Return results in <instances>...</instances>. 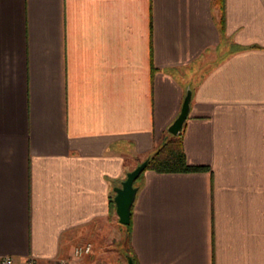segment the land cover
Returning <instances> with one entry per match:
<instances>
[{
    "label": "crops",
    "instance_id": "1",
    "mask_svg": "<svg viewBox=\"0 0 264 264\" xmlns=\"http://www.w3.org/2000/svg\"><path fill=\"white\" fill-rule=\"evenodd\" d=\"M188 88L184 150L207 168L144 170L127 249L264 264V0H0V255L49 264L89 243L75 264H107L114 187Z\"/></svg>",
    "mask_w": 264,
    "mask_h": 264
},
{
    "label": "trees",
    "instance_id": "2",
    "mask_svg": "<svg viewBox=\"0 0 264 264\" xmlns=\"http://www.w3.org/2000/svg\"><path fill=\"white\" fill-rule=\"evenodd\" d=\"M148 160L147 166L145 169H153L158 172H192V171H199L206 169L207 166L204 165H194L188 162L184 145H183V138L182 132L175 135L172 134L170 131L166 133L164 139L160 145H158L154 151L147 156ZM144 169V170H145ZM138 176L135 180L134 184L138 185L142 174ZM110 203L112 207L115 208L114 196L110 197ZM121 229L123 230V239L127 240L128 234L131 233L132 230V214L131 220L129 224H121L119 223ZM131 254L135 264L137 263L136 257L133 253V249H130L127 252V255Z\"/></svg>",
    "mask_w": 264,
    "mask_h": 264
},
{
    "label": "water",
    "instance_id": "3",
    "mask_svg": "<svg viewBox=\"0 0 264 264\" xmlns=\"http://www.w3.org/2000/svg\"><path fill=\"white\" fill-rule=\"evenodd\" d=\"M192 97V89L188 88L183 100L182 108L178 116L168 126V130L172 134L182 132L184 123L189 113L190 101ZM148 160L141 161L136 167L127 172L126 178L121 182V185L114 187V202L116 205V213L121 224H129L131 220L132 207L136 198L139 186L134 182L147 166ZM128 264H135L131 254L127 255Z\"/></svg>",
    "mask_w": 264,
    "mask_h": 264
},
{
    "label": "built area",
    "instance_id": "4",
    "mask_svg": "<svg viewBox=\"0 0 264 264\" xmlns=\"http://www.w3.org/2000/svg\"><path fill=\"white\" fill-rule=\"evenodd\" d=\"M91 249H92V245L89 243L78 245L74 248L72 256L58 257L49 264H75L77 258L90 253ZM0 264H16V261L13 255L10 254L0 255ZM25 264H47V263H41L40 261L37 260L36 257L30 256L26 259Z\"/></svg>",
    "mask_w": 264,
    "mask_h": 264
},
{
    "label": "rangeland",
    "instance_id": "5",
    "mask_svg": "<svg viewBox=\"0 0 264 264\" xmlns=\"http://www.w3.org/2000/svg\"><path fill=\"white\" fill-rule=\"evenodd\" d=\"M115 209H116V205H115ZM117 218H118V215H117ZM116 232H117L116 235L119 236L120 235L119 231L116 230ZM119 252H122L123 255L119 254ZM127 252H128L127 241L122 240V238L121 239L116 238L115 243H114V251H110L107 254L105 260H102V261H105L104 263H107V264H126L127 263Z\"/></svg>",
    "mask_w": 264,
    "mask_h": 264
}]
</instances>
